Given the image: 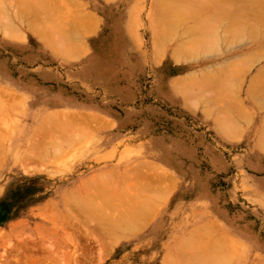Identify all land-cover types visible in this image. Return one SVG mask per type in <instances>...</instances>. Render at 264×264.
Here are the masks:
<instances>
[{"label": "rangeland", "instance_id": "obj_1", "mask_svg": "<svg viewBox=\"0 0 264 264\" xmlns=\"http://www.w3.org/2000/svg\"><path fill=\"white\" fill-rule=\"evenodd\" d=\"M41 1L43 4L46 0ZM154 1L51 0L53 4H43L50 8L48 11L35 4V9L29 8L28 17L24 7V24L17 19L12 23L6 15L0 17V21L7 18L9 24L19 25L26 35L20 41L21 32L14 31L12 25L14 32L10 31L16 37L10 38V31L6 37L3 28L8 22H0V232H9L12 221H20L23 226V232L12 233L11 241L0 244V252H9L23 238H29L32 245L33 236L37 238L34 229L48 225L54 238H49L45 247L52 252L45 247L39 252L44 256L41 264H161L167 251L181 264H264V151L258 142L264 123V100L263 94L252 96L248 92L252 77H258L264 68V58L260 57L264 38L260 36L259 43L244 40L230 50L222 48V52L204 49L193 60L176 61L171 49L181 41L182 32L165 40L168 43L162 45L166 49L158 53L154 33L163 32L167 24L159 21ZM36 7L42 8L36 11L43 16L41 19L36 15L40 22L56 29L49 33L44 28L49 31L43 30L44 35L50 39L41 40V24H33L36 18L30 23L37 26L27 24L34 18L32 10ZM210 15L197 14L184 26L205 22ZM83 16L91 22H81L88 29L92 24V31L81 30L82 23L78 27ZM225 21L215 22L216 27H225ZM57 24L65 32L69 27L67 33L74 35L65 39L67 33L58 31ZM73 24L78 31L70 30ZM75 32H80V37ZM52 34L56 39L62 34V40L68 42L64 46L80 43L77 48L73 46L78 52L73 53L71 46L59 50L63 42L54 45ZM193 35L205 36L199 32ZM52 38L54 46L48 43ZM69 38L78 40L69 43ZM68 48L74 50L72 56L66 54ZM251 52L255 57L250 60L241 56ZM229 62L234 65L232 69L225 68ZM189 73H198L199 81L210 87L228 77L240 80L232 92L228 86L220 94L214 89L205 91V99L195 93H203L200 82L192 83L194 92L175 91V80ZM207 98L214 100L208 103ZM73 113L86 118L92 114L91 121L97 120L89 132L82 128L80 133L78 129L76 139L63 144L57 155L42 162H25V152L39 137L40 126L48 125L51 118L65 120ZM216 120L224 125L223 133H218ZM137 168L148 175L145 179L151 180L149 186L148 180L132 177ZM85 176L106 181L124 208L140 196V200L153 199L149 221L136 231L121 229L107 235L109 238L105 234L100 241L97 236L87 235L86 228L72 229L79 227L78 219L83 216L76 208L88 194L85 186L78 184ZM48 200L57 216L71 222L65 230L79 231L73 234L80 246L75 255L77 262L71 259L73 255L68 257L69 252H75L69 234L40 218L43 213L36 208ZM102 200L98 203L103 204ZM182 254L189 256L182 258Z\"/></svg>", "mask_w": 264, "mask_h": 264}, {"label": "bare ground", "instance_id": "obj_2", "mask_svg": "<svg viewBox=\"0 0 264 264\" xmlns=\"http://www.w3.org/2000/svg\"><path fill=\"white\" fill-rule=\"evenodd\" d=\"M22 1H19V0H0V17L3 18V16L6 15L7 18H9L10 20L7 19L6 17H4V18H6L5 21L9 20L13 23V21L15 19H17V21L18 20L20 21V24H24L23 20L27 19L28 15L29 16L31 15V11L29 8L35 9V7H34L35 4L36 5L38 4V6L41 7V5L48 3V2H51V0L50 1L46 0L47 2L44 1L45 3L41 4L43 1L35 0L37 3L36 2L34 3V0H33V3H34L33 4L32 0H30L31 2L29 1L30 3H28L27 0L24 1L27 3H22ZM152 4L154 7V11L157 12V14H158L159 21L167 24L164 28H162L163 32L154 33V37H155L154 39L156 42L155 46L158 47V53H163L164 50L166 49V48L164 49V47H166V46L162 45L163 43H165V44L168 43V42H165V40L168 41L169 38L172 36H174V38H175L176 33L179 34V32H182L181 33L182 37L180 38L181 41L178 42L177 45L171 49L172 56L174 57V59L176 61H181V60L184 61V60H190V59L193 60L197 56L201 55L203 53L204 49L212 51V52H215V51H221L222 52L223 51L222 48H224V50L225 49L230 50L237 43L242 42L244 40L246 42H247V40L254 41V40L260 39V36H262V39L264 38V0H155ZM46 5L48 6L49 3ZM140 5H141V3H140ZM26 6H27L28 12L26 9H24V7L26 8ZM31 6H33L34 8ZM45 6L43 5L42 8L44 7V9H46V10H47V8L50 9L49 7L45 8ZM51 6L53 7V5H51ZM42 8L37 9V7H36V10H32V13H34L35 15L33 14L34 18L31 19L29 22H27L28 25L30 22H33V20L35 18L37 20L35 19L36 21L33 24L40 22L39 18H41L43 16L40 17L36 11L39 10L38 12H41ZM24 12L27 13V17L25 16L26 17L25 19L23 18L24 17L23 15H25ZM47 14H48V12H47ZM92 14H91V16H92ZM197 14L198 15L200 14L201 17L205 16V14H212V15H210L209 19H207L205 22L199 21L198 23L189 24L188 26H184L185 23L194 21V19H192V18L194 16H196ZM36 15L39 18L36 17ZM42 15H44L43 11H42ZM85 16H83V19H82V17H81V19H79L80 22H78V27L80 26L81 23H82V25L84 23H86V24L89 23L90 20H89V18H87L88 16L86 18H85ZM135 17H139V16H135ZM225 17H227V21L224 20ZM3 20L0 22H3ZM43 20H45V19H43ZM87 20H88V22H87ZM219 20L225 21L226 26L222 27V28L216 27ZM5 21L3 22L4 25H5V23L8 22V24H6L5 27L7 25L9 26L8 31H7V29H8L7 27H6L7 29L5 27L3 28V30L6 32V35L4 34L6 37H7V32H9L10 29L12 30L14 25H15L14 26L15 29L17 27V29L16 30L14 29V31L19 33L20 29L18 28L19 27L18 24H17L18 26H16V24H9L11 22H9V21L5 22ZM81 21H83L84 23ZM135 21H137V20L135 19ZM45 22H46V20H45ZM137 22H135V24ZM215 22H217V23H215ZM3 23H1L0 25H3ZM50 23H52V21ZM33 24H31V25H33ZM39 24H41V26L45 25V23L42 24V22H40ZM54 24L55 23H53V25ZM208 24H210V26L206 27V25H208ZM37 25H35V26H37ZM57 25L59 27V24H57ZM82 25H81V27H82ZM91 25H89V29H88L86 27L88 25L85 26V24H84L85 27L83 26L81 30H84V28H87L88 30L87 29H85V30L88 32L91 30ZM10 26H11V28H10ZM35 26L33 25V27H35ZM41 26H39V28L42 29V30L40 29V31H42L41 33L43 36L41 35L42 39L41 38L40 39L42 41L44 39H50L49 36H48V38H46V36L44 35V32L46 31L48 33L50 31L49 33H51V31L53 30V32L55 33V31H56L55 27L53 29H51L50 27L44 26L42 28ZM138 26L140 27V24ZM182 26H184L185 28L182 31H180ZM31 27L32 26H29V28H31ZM75 27H76V24H75ZM75 27H74V24H73V26L71 25L70 30L72 31V29H73V32L78 31L77 27L76 28ZM139 27H136V28H139ZM44 28H47V30H49V31L44 30ZM18 29H19V31H18ZM31 29H33V28H31ZM58 29H60V27L57 28V30ZM68 29H69V27L67 28V32H69V34H70V31ZM74 29H76V30H74ZM43 30H44V32H43ZM61 30H63V29H60V32L61 33L63 32V34H64V32H65L64 30H66V29H64L63 31H61ZM94 30H95V28H94ZM14 31L12 30V32H14ZM33 31L34 32L37 31L39 33L38 29L37 30L35 29ZM33 31H32V34H33ZM84 31H82V32H84ZM20 32L22 33V31H20ZM67 32H65V33H67ZM80 32L79 33L75 32V34L76 33L79 34L78 37H80V35H81ZM195 32H199L203 36L206 33L207 34L202 38H197L193 35ZM224 32H227V33H224ZM18 33H16L17 36H18ZM21 33L19 35L21 38H18V39H20V41H23L26 39V35L24 34V32L22 34ZM41 33L38 34L39 37H41L40 36ZM56 33L58 34V32H56ZM136 33H137V31H136ZM168 33H169V35H168ZM220 33H222V34L219 35ZM9 34L8 35L11 36L10 38H12V36L16 37L15 33L13 35V33H11V31ZM69 34L68 33L65 34L66 38L65 37L64 38L67 39L68 37H71L72 35H74V34H72L70 36ZM61 35L62 34H60V36H59L60 38H57V39H59L58 41H55V40H57L55 37L56 35H53V34L51 35L52 37H55V40H53V38L51 39V41L52 40L54 41V45L60 46L61 43L59 44L58 42H61V41L63 42L62 43L63 45H61L63 47L60 48V47L56 46L57 48H59V50L60 49L62 50V48H63V50L66 51L67 47H69V46H71V47L74 46L75 48H77L78 44L81 46L80 43L76 42L78 39L75 41V39H73V38H71V39H73L76 42L75 43V45L77 44L76 46L74 44L73 45L67 44V46H64V44L66 45V43H68V42H67V40L64 42L65 39L62 40ZM67 35H68V37H67ZM255 37H257V38H255ZM184 38H187L186 41H184ZM71 39L69 38V43L70 42L72 43L73 40H71ZM48 41H49L48 43H50V44L53 43V41L52 42L50 40H48ZM74 41H73V43H74ZM251 41H249V42H251ZM262 41H260V42L262 43ZM80 42H81V40H80ZM254 42H256V41H254ZM257 42L259 43V40ZM55 43H57V44H55ZM46 45H49V44H46ZM52 45L51 46L49 45L50 48H52ZM64 47L66 49H64ZM74 47H73V49H74ZM161 47H163V48H161ZM198 48H201V49H198ZM69 50H72V48H68V52H66V54L70 53V56H72V54L75 53L76 51L78 52L79 49L78 50L74 49L75 51L72 50L71 52H69ZM53 52H54V49H53ZM263 52L260 55L261 58H264ZM55 53L57 55L59 54V52L58 53L55 52ZM251 53H246V55L243 54L241 56H244L250 60V57L251 58L255 57L254 53L253 52H251ZM58 56H60V55H58ZM234 64H235V62H234ZM238 66H241V65L239 64ZM222 67H224V66H222ZM232 67H234V65H232L231 62H229L228 66H226L225 68L232 69ZM195 75H197V77ZM255 77H254V79L252 77V80L250 81L252 84L251 85L249 84L250 87L248 88V92H249V94L251 93L252 96H255L257 93L263 94L262 98L264 100V68H262V70L259 71V76L256 77L258 79H256ZM228 78H225V80L227 81V84H226V81L222 80L221 82H217V83L214 82L215 86L210 87V85L207 84L205 81H199L198 73H191V74L189 73V74L185 75V77H181V78L175 80L176 82H174L175 83L174 89H175V91H178V92L189 93L188 90L190 92H194L195 89L194 90L192 89V83L200 82L201 83L200 89H201V91H203V93H201V92H195V93L197 95H199V98L204 96V98L206 99V97L208 95L206 96L205 91L210 90V89H214V91H216L218 94L222 93L226 89L227 86L229 89H231V92L233 91V89L235 90V86L237 85L238 80H240V79L237 80V79H234V77H231V79L228 80ZM236 80H237V82H236ZM228 81H230V82L228 83ZM229 84H230V86H229ZM232 84H233V86H232ZM187 85L189 86L188 89L185 88V86H187ZM254 93H256V94H254ZM259 94H257V95L261 96ZM196 97L197 96H195L194 99ZM191 98H192V96H191ZM197 98L195 100H197V102L199 103V101H198L199 98L198 99ZM229 98H230V96H229ZM230 99L232 101V98H230ZM195 100H193V101H195ZM207 100H208L207 101L208 103H211L214 100V98H207ZM201 101H203V98H201ZM196 103H195V106L198 105ZM191 104H194V102L193 103L191 102ZM214 104L217 107V104L216 103H214ZM219 107L221 108V106H219ZM220 110H222V109H220ZM55 113L58 116V112H55ZM62 114L64 115L65 113H62ZM66 114L65 115L68 116L67 112H66ZM51 116H53V114H51ZM59 116H62V115H59ZM90 116H92V114L89 115V117ZM229 116L231 118L230 121H232V116L230 114H229ZM89 117L86 118L85 116H82V117L76 116L75 114L71 116V114H70V116L67 117L65 120L63 119L64 121H66V123L63 120H61L62 117H61V119H60V117H58L59 118L58 122L54 118H51L50 122H49L50 124L48 123V125L46 124L47 126L46 125L40 126L39 131H38L39 137L36 138L35 140H33L31 147H30V149L31 148L32 149L29 150V152L28 151L25 152V155L27 154V156L25 157V155H24V157H23L24 161L25 162H29V161L42 162V161H45L48 157H51L53 155H57L58 151L60 150V148H62L63 144L67 145L76 139L77 135H79L78 134L79 132L77 131L78 129H79L80 133L82 131H84V130H82V128L86 129L89 132L88 129H89V127H91L92 122H94V121L96 122V120H97V118L95 117L96 119L94 121H91V118H94V117H91V118H89ZM223 118H227V117L225 116ZM52 121L53 122L55 121V125L51 124ZM216 121H217V127L216 128H217L218 133H220V132L223 133L224 125L222 123H219V120H216ZM263 121H264V119H263ZM56 122H57V124H56ZM92 128L90 129L91 131H92ZM259 140H258V142L260 143V145H259V143H258V145H259V147L261 146L260 147L261 150L264 151V123H263L261 138ZM138 169L139 168H137V170H136V174H134L135 176H132V177H134L135 179L138 178L139 180L140 179L148 180L147 186H149V183L151 182V180L148 178L145 179L148 175H145L144 172H142V171H138ZM139 170H142V168ZM142 174H143V176H142ZM78 184H83L86 188V191H88V194H87V197H85V199H84V203L80 207L76 208V209H78L77 211H78L79 215H81V214L83 215L81 220L78 219L79 227L74 226L75 224L73 222L72 225L74 227H72V229L78 228L80 231V228H82V227L86 228L87 232L86 231L85 232L87 233V235L91 234L93 237L97 236L96 238L98 241H100V238H102V240H104L103 238L106 237L107 235H111L113 233H116V231L121 230V229H124V231H126V232H128L129 230L130 231L131 230L136 231V229L139 230L140 226H142L145 222L147 223V221H149L148 219L151 217L150 216L151 212H150V210H147V209L150 208L148 206V204L151 201H153V199H150V200L142 199V200H140L141 196H140V198L136 197V198H139V199H137L138 200L137 202H135V201L132 202V203H134L133 205H131V202H130V206L128 207L125 205V208H124L120 202L118 203L119 197H118V199L115 200V198H116V195L114 197V194L116 193L115 189L113 190V189L109 188V186H107L108 184L106 181H105V183H102V182L98 181L97 179L94 180V178H92L91 176H85L84 178H82L78 181ZM65 193H67V192H65ZM145 193L142 192V194H145V195L148 194V192H145ZM148 197H150V195H148ZM102 199H104V200H102ZM98 200H102V201H104V203L102 204V202L100 201V204H99ZM121 200L122 199H120V201ZM115 202L121 205V206H119L120 207L119 210H121V211L118 210V207L116 209L117 204ZM121 207H123V208H121ZM52 208H53V203L51 200H48V201L44 202L43 205L37 207L36 209H39L40 210L39 212L43 213V214L40 213V218L42 217V219L47 224H50V223L54 224L56 227L58 226L59 229H61V230L64 229L63 231L67 232L65 229H68V226H71L70 225L71 222L66 221L64 218H63L64 220H62V217L57 216L56 212H54ZM117 210L119 212H117ZM114 213H116V214H114ZM11 223L13 225L10 228L9 232H7V233L0 232V244H4L5 242H9L8 240L11 241L13 237L10 235L12 233L17 234V232L19 230H20L19 231L20 233L23 232L22 231L23 226H21L22 223L20 221L16 220L14 222L12 221ZM86 223H88V228H87V226L84 227V225ZM58 224H61V225H58ZM62 224H64V228H63ZM51 229H52V226L48 227V225H46V226L38 225L34 229V233H36L37 238H35L33 236L34 239L31 240L32 245L29 243V240H28L29 238L20 239L18 241V243H14L10 247L9 252H7V250L4 252H0V264H41V262L44 259V256L39 255V252L44 249L45 245L49 241V238L52 240L54 238L52 236L53 233H52ZM109 231H112V233H110ZM74 232H75V230H73L72 233L67 232L69 234L68 240L74 241L73 245L75 247V252H73L72 254H70V252H69L68 257L70 259V255H73L74 258H71V259L72 260L75 259L74 261L77 262V257L75 255H76L77 249L80 248V246H78L76 236L74 237V235H73ZM119 232H121V231H119ZM105 234H106V236H104ZM12 235H14V234H12ZM102 236H104V237H102ZM115 236H116V239H118V235L115 234ZM10 237H12V238H10ZM73 237H74V239H73ZM107 237L109 238V236H107ZM111 239L113 240L114 238H111ZM62 242L63 241H61V244H62ZM53 245L54 244H52L51 246H53ZM1 248H2V246H1ZM45 249H47L50 253L52 252V250L50 248L45 247ZM184 253H186V251ZM187 254H184L185 256L182 254L183 256L181 255V257L186 258L187 256H189ZM173 256L177 260V258L175 257V255L171 251H170V253H169V251H167V254H166V256H164L165 258L162 259L161 264H181L180 260L176 261L175 259H173Z\"/></svg>", "mask_w": 264, "mask_h": 264}, {"label": "crops", "instance_id": "obj_3", "mask_svg": "<svg viewBox=\"0 0 264 264\" xmlns=\"http://www.w3.org/2000/svg\"><path fill=\"white\" fill-rule=\"evenodd\" d=\"M152 202H153V201H151V202L148 204V206H149L150 208H148L147 210H150V212L154 210V205L152 204ZM145 223H146V222H145ZM145 223H144V224H145ZM144 224H143V225H144ZM143 225H142V226H143Z\"/></svg>", "mask_w": 264, "mask_h": 264}]
</instances>
